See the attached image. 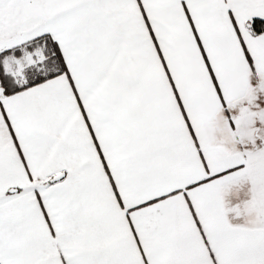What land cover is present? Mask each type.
<instances>
[{"label":"snow or ice","instance_id":"snow-or-ice-1","mask_svg":"<svg viewBox=\"0 0 264 264\" xmlns=\"http://www.w3.org/2000/svg\"><path fill=\"white\" fill-rule=\"evenodd\" d=\"M0 264H264V0H0Z\"/></svg>","mask_w":264,"mask_h":264}]
</instances>
